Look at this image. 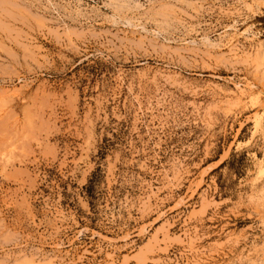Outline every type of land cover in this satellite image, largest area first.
Returning a JSON list of instances; mask_svg holds the SVG:
<instances>
[{"label": "rangeland", "instance_id": "1", "mask_svg": "<svg viewBox=\"0 0 264 264\" xmlns=\"http://www.w3.org/2000/svg\"><path fill=\"white\" fill-rule=\"evenodd\" d=\"M262 45L264 0H0V264L263 263Z\"/></svg>", "mask_w": 264, "mask_h": 264}, {"label": "bare ground", "instance_id": "2", "mask_svg": "<svg viewBox=\"0 0 264 264\" xmlns=\"http://www.w3.org/2000/svg\"><path fill=\"white\" fill-rule=\"evenodd\" d=\"M236 43H237V42H236ZM234 51H235V50H234ZM256 53H257L256 56H257V58L259 59L258 61H259L260 64L263 66L262 68H263V70H264V45L260 46V48L257 50ZM255 58H256V57H255ZM256 61H257V59H256ZM258 61H257V62H258ZM257 64H258V63H257ZM261 65H260V66H261ZM262 72H263V74H262V80H263V83H264V71H262ZM235 85H236V87H238V88H237V91H238V89H239L240 94L243 95V94H242V93H243V91H242V90H243V88H242L243 86L241 87V86H240L239 84H237V83H236ZM247 86H248V85H247ZM249 87H250V85H249ZM244 88H245V87H244ZM246 90H247V89H246ZM246 90H245V91H246ZM15 92H16V91H15ZM239 92H238V93H239ZM259 92H260V91H259ZM259 92H258V93H259ZM248 94H249V93H248ZM250 94H251V93H250ZM244 95H245V93H244ZM249 96H250V95H249ZM259 96H260V95H259ZM239 97H240V96H239ZM239 97H237V98H239ZM239 99H240V98H239ZM259 114H260V113H259ZM257 116H258V115H257ZM258 117H259V116H258ZM258 117H257V118H258ZM253 121H254V120H253ZM258 121H260V120H258ZM258 121H257V122H258ZM257 122H256V123H257ZM254 126H255V125H254ZM258 164H259V162H258ZM260 165H261V164H260ZM263 165H264V164H263ZM262 167H263V166H262ZM262 167H260L261 169H260L259 172H258V173H260L261 175L264 173V171H263L264 169H262ZM263 168H264V167H263ZM257 175H258V174H257ZM257 175H256V176H257ZM263 177H264V175H263ZM257 179H258V178H257ZM150 191H151V190H150ZM263 194H264V192H263ZM149 195H150V194H149ZM151 196H152V195H151ZM263 198H264V197L262 196L261 199H263ZM146 199H150V196H147ZM263 200H264V199H263ZM262 202H263V201H262ZM263 203H264V202H263ZM263 206H264V205H263ZM263 206H262L261 208H263ZM263 210H264V209H263ZM263 214H264V213H263ZM262 218H263V220H264V217H262ZM263 222H264V221H263ZM262 250H263L262 252H263V254H264V245L262 246ZM261 264H264V262L261 263Z\"/></svg>", "mask_w": 264, "mask_h": 264}]
</instances>
